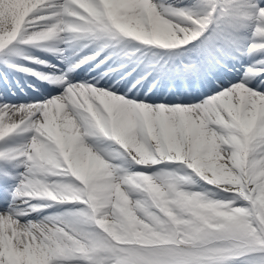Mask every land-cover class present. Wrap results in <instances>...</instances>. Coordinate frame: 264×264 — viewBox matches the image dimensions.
<instances>
[{"label":"snow or ice","instance_id":"1","mask_svg":"<svg viewBox=\"0 0 264 264\" xmlns=\"http://www.w3.org/2000/svg\"><path fill=\"white\" fill-rule=\"evenodd\" d=\"M0 68V264H264V0H0Z\"/></svg>","mask_w":264,"mask_h":264}]
</instances>
